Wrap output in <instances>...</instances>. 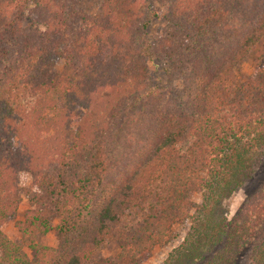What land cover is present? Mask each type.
<instances>
[{
    "label": "trees",
    "instance_id": "1",
    "mask_svg": "<svg viewBox=\"0 0 264 264\" xmlns=\"http://www.w3.org/2000/svg\"><path fill=\"white\" fill-rule=\"evenodd\" d=\"M187 1L152 13L167 23L148 36L135 0H105L97 17L77 0H0V264L136 260L189 218L162 264H229L248 239L228 224L225 201L264 150V52L253 78L237 85L235 74L264 43V0L256 26L214 55L200 54L203 30L222 9L213 12L210 0L188 9ZM154 59L167 73L193 67L176 110L156 104L147 76ZM133 99L154 112L137 146L115 158L111 125ZM20 171L34 175L38 191L31 186V207L15 222L17 243L2 226L18 211ZM247 206L264 217V198ZM54 216L58 245H42ZM110 242L118 253L101 259ZM252 260L264 264V237Z\"/></svg>",
    "mask_w": 264,
    "mask_h": 264
},
{
    "label": "rangeland",
    "instance_id": "2",
    "mask_svg": "<svg viewBox=\"0 0 264 264\" xmlns=\"http://www.w3.org/2000/svg\"><path fill=\"white\" fill-rule=\"evenodd\" d=\"M105 0H77L79 6L90 16L97 17L100 6ZM138 6L139 19L149 22L147 35L152 36L167 20L165 17H150L152 13L161 15L169 8H174L179 2L187 4V0H135ZM198 0H191L188 9L194 8ZM200 1V0H199ZM205 2L206 0H201ZM258 0H210L209 5L213 12L218 8L222 9L216 18L203 30L204 40L208 42L207 48L201 51V55L205 53L216 54L220 49L226 48L231 37H236L239 32L252 29L256 26V22L260 20V10H257ZM219 5L221 7H219ZM264 5V4H263ZM218 7V8H216ZM225 12V13H224ZM253 25V26H252ZM237 39V38H235ZM264 52V43L256 49L249 51L243 61L235 66L236 84H242L248 79L255 76L259 55ZM63 59L56 58L55 70L60 71L63 67ZM165 61L163 59H154L147 62V76H149L150 87H155L156 104H160L162 108L173 111L181 107L182 98L187 92L188 80L187 76L191 75L193 70L190 64L182 65L181 68L167 73L164 69ZM197 68V67H196ZM203 68V65L198 67ZM195 69V68H194ZM196 70V69H195ZM130 111L126 116L121 117L111 125V134L114 136L110 144V155L117 157H125L132 149H134L140 138L147 133L149 121L152 117L153 106L135 102L134 99L129 103ZM47 164V163H46ZM18 185L20 186V204L15 218L6 222L2 226V231L13 241L20 243V233L15 227V222L22 220L25 211L31 207L29 202V189L32 186L33 191H38L35 187V177L27 171H20L18 174ZM264 198V150L258 154L256 165L251 175L245 182L237 188L232 195L225 201L227 209L226 217L230 225L236 227H244L246 230L247 240L238 249L229 264H253V254L260 243V239L264 237V217L256 216L248 208L247 205L257 203L259 199ZM196 203L201 202V194L194 196ZM246 206V207H245ZM59 218L54 216L51 219V230L39 236V243L45 246L56 247L58 245V234L56 225ZM191 219L185 220L181 224H175L169 231V239L162 246H156L147 255L139 257L136 260L129 258L120 260L117 264H162L168 255L176 248L187 235L191 228ZM24 251L32 257V251L25 248ZM119 248L114 242H110L103 248L99 256L101 259H107L116 256ZM212 256V255H211ZM209 256V257H211Z\"/></svg>",
    "mask_w": 264,
    "mask_h": 264
}]
</instances>
